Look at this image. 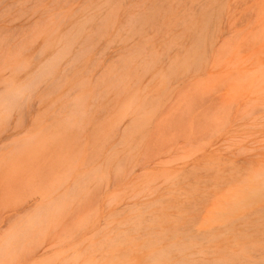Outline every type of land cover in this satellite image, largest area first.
<instances>
[{
  "label": "rangeland",
  "instance_id": "obj_1",
  "mask_svg": "<svg viewBox=\"0 0 264 264\" xmlns=\"http://www.w3.org/2000/svg\"><path fill=\"white\" fill-rule=\"evenodd\" d=\"M90 16L69 57L0 126V264H155L161 249L171 259L157 264H264V0H0V93ZM26 141L33 150L14 151Z\"/></svg>",
  "mask_w": 264,
  "mask_h": 264
},
{
  "label": "bare ground",
  "instance_id": "obj_2",
  "mask_svg": "<svg viewBox=\"0 0 264 264\" xmlns=\"http://www.w3.org/2000/svg\"><path fill=\"white\" fill-rule=\"evenodd\" d=\"M108 2V1H107ZM155 9V8H154ZM153 10V9H152ZM152 10H150L149 12H150V14H151V12H152V14L154 13V14H156V13H159V10H154V12L152 11ZM150 14H149V16H150ZM154 14H153V16H154ZM204 16H203V18H202V25H201V27L198 29V34H197V37H196V50H202V51H204V47H205V43H206V39H207V36H206V31H207V28H208V26H209V24H210V21H211V15L209 14V13H204L203 14ZM109 17H111L112 16V14H110V15H108ZM154 18V17H153ZM94 19V17H92V16H90L85 22H83L82 24H80V25H78L75 29H72V30H70L69 32H67L66 34H64V35H62L58 40H57V42H56V45L57 46H59L58 47V50H57V52L51 57V59H49L48 61H46L43 65H41V67L39 68V70L36 72V74L35 75H33L32 77H28V78H26V80L23 82V84H14V83H12V82H8L7 83V85H6V87H5V89H4V91L2 92V93H0V126L3 124V123H5L6 122V119H8L11 115H12V113H13V111L16 109V107L18 106V105H20V104H22L23 102H25L27 99H29L30 97H31V95L36 91V89H37V87L42 83V82H44L46 79H48L49 77H51L54 73H55V70H56V67H57V65L59 64V62L62 60V59H64V58H67V57H69V55H70V53H71V50L73 49V47L75 46V45H77L76 43L77 42H79L78 41V39L80 38V36H81V34L84 32V30H85V27H86V25L87 24H89L92 20ZM128 20H127V23H126V25H125V28H128V30H134V26L135 25H139L140 26V24H143V23H145L147 20H148V16H147V14H146V12L145 13H138L137 15L136 14H134V15H130L128 18H127ZM106 20V19H105ZM140 32H141V30L139 31V34H140ZM56 38V37H55ZM56 39H54V41H55ZM52 44V43H51ZM145 46V45H144ZM145 48V47H144ZM90 49H89V46L87 47V46H83L76 54H75V56H73L70 60H68V68H70V70H72V68L77 64V63H79L81 60H83L85 57H86V54L88 53V51H89ZM143 48L142 49H140V51H138L137 53H135V55L136 56H141L140 58H143L142 57V52H143ZM154 52V51H153ZM151 54V53H150ZM150 54H148V56H147V58L150 60V56L151 55H153V53L150 55ZM150 55V56H149ZM155 53H154V57H153V59L155 58ZM130 56V55H129ZM132 56V55H131ZM144 58H145V53H144ZM157 56V55H156ZM202 54H200L197 58L200 60L201 58H202ZM152 57V56H151ZM137 58V57H136ZM157 58V57H156ZM125 59V58H124ZM133 59V57L132 58H129L128 60H126V62L125 63H127V65L128 66H130V65H132L133 63H132V61H135V60H132ZM152 59V58H151ZM152 59V60H153ZM149 60H147L148 62H150ZM144 61H145V59H144ZM154 62H155V59H154ZM123 63V62H122ZM124 64V63H123ZM148 65V64H147ZM147 65L146 66H142V65H140V66H142V67H147ZM150 65H151V63H150ZM152 65H154V64H152ZM121 66H123L122 64H121ZM138 66H139V64H138ZM139 66V67H140ZM151 67V66H150ZM150 67H147L146 69L144 68V70H145V72H146V70H148V72H149V70H151L150 69ZM25 68V65H24V63L23 62H21V63H19L18 65H17V67H16V69L15 70H17V71H21V70H23ZM127 68V67H126ZM130 68V67H129ZM152 68V67H151ZM123 70V72H124V69H122ZM130 70V69H129ZM121 70H119V72H120ZM126 72V71H125ZM128 72V71H127ZM119 76V75H118ZM120 77V76H119ZM118 77V78H119ZM117 78V77H116ZM117 78V79H118ZM120 80H121V77L119 78ZM119 80V81H120ZM115 83H116V81H114ZM120 82H122V80L120 81ZM83 86H84V84H83V81H79V82H77L76 83V85L74 86L75 88H76V90H81L82 88H83ZM120 86V85H119ZM118 87V86H117ZM105 92V91H104ZM106 93V92H105ZM82 99H83V97H82ZM82 99H80V97H76L75 99H73L70 103H69V108L71 109V111L73 110H75V112L77 113L76 115L74 114V113H70L69 112V114H71V115H73L74 114V116H76V118L79 116V119L84 115V107H85V104H84V102H85V100H82ZM132 99L133 98H131V99H129V101L128 100H126V101H128V104L129 103H131V102H133L132 101ZM135 99V98H134ZM137 100V99H136ZM136 100H134V103H136ZM126 101H124L123 103H125ZM131 101V102H130ZM133 103V104H134ZM127 103L126 104H123L125 107H126V105H127V107L129 106V108H130V105H128ZM143 105V104H142ZM142 105H140V106H142ZM123 106V108H124V111H125V107ZM133 106H135V105H133ZM126 107V109L127 110H129V108H127ZM122 108V107H121ZM142 108H143V106H142ZM136 109V108H135ZM142 110V109H141ZM137 111V110H136ZM121 112H123V111H121ZM126 112V111H125ZM135 112V111H134ZM127 113V112H126ZM69 114H68V117L69 118H71V120L73 119V118H75V117H73V116H69ZM79 114V115H78ZM121 115H122V113H121ZM123 115H125V113L123 112ZM122 117H124V116H122ZM67 118V117H66ZM75 118V119H76ZM84 118V117H83ZM82 118V119H83ZM68 119V118H67ZM70 120V119H69ZM67 122H65L64 121V124L66 123H68V120H66ZM73 121V120H72ZM71 121V122H72ZM69 122L68 124H71V126L70 127H72L74 124H76L75 122ZM77 122V121H76ZM80 122V121H79ZM118 122V121H117ZM62 123H63V121H62ZM65 124V125H66ZM68 124L66 125V126H68ZM78 124V123H77ZM4 125V124H3ZM6 125V124H5ZM60 125H61V123H60ZM109 125H110V123H109ZM113 125V124H112ZM61 126H63V125H61ZM66 126H64V127H66ZM75 126V125H74ZM69 127V126H68ZM69 127V128H70ZM109 127V126H108ZM4 128V127H3ZM62 128V127H61ZM0 129H1V127H0ZM65 129H68V128H65ZM64 129V130H65ZM70 129H72V128H70ZM2 130V132L3 131H5V130H3V129H1ZM60 130V129H59ZM64 130H62V132L64 131ZM1 132V133H2ZM66 132V131H65ZM64 133V132H63ZM62 133V134H63ZM41 135V134H40ZM48 135H50V134H48ZM0 136H3V133H2V135H0ZM39 136V135H38ZM37 136V137H38ZM44 136V135H43ZM59 136V135H58ZM67 136V135H66ZM35 137V136H34ZM34 137H30L28 140H30V139H32V138H34ZM48 137V136H47ZM57 137V136H56ZM1 138V137H0ZM36 138V137H35ZM40 138H42V136L40 137ZM46 138V137H45ZM49 139V138H48ZM55 139H57V138H54V140ZM3 140H5V139H3ZM36 140H38V139H36ZM47 140V139H46ZM33 141H35V139H33V140H31L29 143H27V141L26 142H18V143H16V144H14V151H16V152H19L21 155H22V153L24 152H26L25 151V149L26 150H30L31 148H30V146L29 147H27L28 145H26V143L27 144H31ZM53 141V140H52ZM56 141V140H55ZM2 143L4 142V141H1ZM5 142H7V141H5ZM11 144V143H10ZM9 144V145H10ZM5 145V144H4ZM3 145V146H4ZM6 145H7V143H6ZM5 145V146H6ZM4 146V147H5ZM31 146H34V148H35V146L36 145H31ZM7 148V147H6ZM37 149V148H36ZM38 149H40V148H38ZM44 150H45V148H43ZM262 149V148H261ZM22 150H24L22 153L20 152V151H22ZM31 150H33V149H31ZM14 151H13V154H14ZM99 151V150H98ZM240 151V150H239ZM16 152H15V156H16ZM36 152V150L33 152V154ZM18 153V154H19ZM27 153H28V155H29V153H30V157H31V151L30 152H28L27 151ZM26 154V153H25ZM14 156V157H15ZM23 156V155H22ZM21 156V158L19 159V160H22V157ZM27 155H25L24 157H26ZM18 157V156H17ZM15 158V159H18V158ZM10 158V157H9ZM27 158V157H26ZM65 158V157H64ZM12 159H14V158H12ZM25 159V158H24ZM15 161V160H14ZM25 161V160H24ZM63 161V160H62ZM7 162H8V160H7ZM15 162H17V161H15ZM20 162V161H19ZM22 162V161H21ZM20 162V163H21ZM28 162V161H27ZM31 162V161H30ZM29 162V163H30ZM12 163H14V162H12ZM19 163V164H20ZM26 163V162H25ZM62 163V162H61ZM7 164V163H6ZM16 164V163H15ZM19 164H16V165H19ZM23 164V163H22ZM27 164V163H26ZM70 165V164H69ZM13 166V165H12ZM21 166V165H20ZM71 166V165H70ZM10 167V166H9ZM65 167V166H64ZM11 168V167H10ZM76 168V167H75ZM121 168V167H120ZM73 169V168H72ZM65 171V170H64ZM63 171V172H64ZM70 171H72V170H70ZM73 171H74V169H73ZM72 171V172H73ZM93 173V172H92ZM63 173H61V175H62ZM95 174V173H94ZM93 174V175H94ZM98 174V173H97ZM72 175V174H71ZM103 175V174H102ZM68 176V175H67ZM66 175L64 176V177H67ZM91 177H92V175H90ZM96 176V175H95ZM98 176H99V174H98ZM59 177V176H58ZM63 177V178H64ZM70 177V176H69ZM88 177V176H87ZM55 178V177H54ZM56 178H57V176H56ZM98 178V177H97ZM55 179H53L52 181H54ZM67 180H69V178L68 179H66V182H67ZM85 180V178L83 179V181ZM93 180V179H92ZM91 179H90V181H92ZM87 182V181H86ZM52 184H53V182H51ZM55 183H56V181H55ZM58 183V182H57ZM60 183V182H59ZM58 183V184H59ZM65 183V182H64ZM73 185V184H72ZM259 185H261V187L260 188H256V190L258 191V193L259 194H261V195H263L264 196V182L262 181V183L261 184H259ZM57 186V185H56ZM61 186V185H60ZM59 186V187H60ZM62 187V186H61ZM72 187V186H71ZM52 191V190H51ZM51 191H47V192H50L51 193ZM59 191V190H58ZM83 191V190H82ZM57 194L55 191L53 192V194ZM75 193V192H74ZM82 193V192H81ZM42 194V193H41ZM45 194V193H44ZM49 193H47V197H46V199L47 198H49L50 197V195H48ZM52 194V195H53ZM70 195V194H69ZM49 196V197H48ZM53 197H54V195H53ZM52 199V198H51ZM70 200V199H69ZM68 200V201H69ZM70 202H73V200L72 201H70ZM69 202V203H70ZM50 203V202H49ZM63 203H64V201H63ZM61 204H62V202H61ZM61 204H60V206L58 207V210H61L60 209V207H63V206H61ZM58 204H56L55 206H57ZM67 205V204H66ZM55 206L54 205H52V206H50L48 209H41V207H40V212L42 211L43 212V210H45L44 212H45V214L47 215L52 209H54V210H57V208H55ZM54 207V208H53ZM68 207V206H67ZM36 212H38V210L36 211ZM52 212V211H51ZM60 212V211H59ZM53 213V212H52ZM41 214H43V213H41ZM51 214V213H50ZM37 215V214H36ZM58 215V214H57ZM38 216H40L39 214H38ZM45 216V215H44ZM50 216H52V214L50 215ZM41 217V216H40ZM49 217V216H48ZM34 218H35V215H34ZM37 218V217H36ZM36 218H35V221H36ZM51 219V218H50ZM34 220V219H33ZM39 220V217H38V219H37V221ZM44 220V219H43ZM34 221V223H36ZM41 221V220H40ZM44 222V221H43ZM50 222V221H49ZM258 222V221H257ZM23 223V222H22ZM25 223L27 224L28 222L27 221H25ZM24 223V224H25ZM32 223H33V221H32ZM140 223V222H139ZM42 224V223H41ZM40 225V224H39ZM32 227V226H31ZM30 227V228H31ZM35 226H33V228H34ZM39 227V226H38ZM23 228V227H22ZM32 228V229H33ZM18 229V228H17ZM255 229V228H254ZM27 232V231H26ZM28 232H29V230H28ZM14 233V232H13ZM12 233V234H13ZM20 233V232H19ZM11 234V235H12ZM25 233H23V235H24ZM27 234V233H26ZM25 234V235H26ZM200 234V233H199ZM149 236H150V234H149ZM19 237V236H18ZM23 237V236H22ZM216 237V236H215ZM214 237V238H215ZM10 238V237H9ZM13 238V237H12ZM11 238V239H12ZM206 238H208V237H206ZM246 238V237H245ZM161 239V238H160ZM163 239V238H162ZM211 239V238H210ZM215 239H217V237L215 238ZM242 239H244V237L242 238ZM14 240V239H13ZM22 240V239H21ZM155 240V239H154ZM206 240H208V239H206ZM12 241V240H11ZM160 241V240H159ZM188 241V240H187ZM8 242V241H7ZM149 242V241H148ZM179 242H180V240H179ZM158 244V243H157ZM169 244H171V243H169ZM186 244V243H185ZM193 244V243H192ZM175 245V244H174ZM190 245V244H189ZM196 245V244H195ZM13 246H14V244H13ZM21 246V245H20ZM23 246V245H22ZM172 246V245H171ZM186 246V245H185ZM251 246V245H250ZM235 247V246H234ZM191 248H192V246H191ZM9 249V248H8ZM165 249V248H164ZM178 249V248H177ZM2 250V249H1ZM4 250V249H3ZM163 249H161V251L160 252H158L157 254H156V256H153V257H151V260H152V262H156L155 264H157V263H161V262H163V261H166V260H168V259H171V258H169V256L171 255V253H170V251L168 250L167 251V249H166V251H162ZM171 250V249H170ZM220 251V250H219ZM5 252V251H4ZM183 252V251H182ZM239 252V251H238ZM238 252H236V253H238ZM149 253V252H148ZM151 253H154V252H151ZM175 253V252H174ZM177 253H178V251H177ZM241 254V253H240ZM2 255V254H1ZM238 256V255H237ZM214 261H215V259H214ZM190 262V261H189ZM181 262L179 261V264H180Z\"/></svg>",
  "mask_w": 264,
  "mask_h": 264
}]
</instances>
